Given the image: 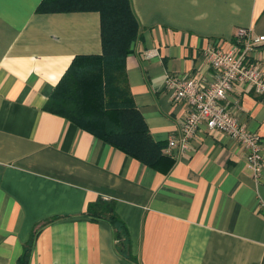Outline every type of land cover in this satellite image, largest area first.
<instances>
[{
    "label": "crops",
    "instance_id": "0c3cea01",
    "mask_svg": "<svg viewBox=\"0 0 264 264\" xmlns=\"http://www.w3.org/2000/svg\"><path fill=\"white\" fill-rule=\"evenodd\" d=\"M130 1L140 39L127 86L167 170L50 107L74 60L102 55L100 13L0 0V264H264V169L255 179L245 149L206 127L184 147L190 110L165 86L210 81L204 50L230 48L241 29L264 37V0ZM250 60L264 74V42ZM222 104L264 154V94L248 86Z\"/></svg>",
    "mask_w": 264,
    "mask_h": 264
},
{
    "label": "trees",
    "instance_id": "16d2710c",
    "mask_svg": "<svg viewBox=\"0 0 264 264\" xmlns=\"http://www.w3.org/2000/svg\"><path fill=\"white\" fill-rule=\"evenodd\" d=\"M40 10H93L102 21V55L74 60L51 99L54 113L147 165L172 168L174 161L152 139L127 86L126 59L140 39L131 1L43 0Z\"/></svg>",
    "mask_w": 264,
    "mask_h": 264
},
{
    "label": "built area",
    "instance_id": "2783aa9c",
    "mask_svg": "<svg viewBox=\"0 0 264 264\" xmlns=\"http://www.w3.org/2000/svg\"><path fill=\"white\" fill-rule=\"evenodd\" d=\"M264 42V37L254 39L248 30L237 33L236 42L230 48L207 47L203 56L212 69L211 80L177 75H168L166 89L172 101L184 103L190 110L184 119L182 135L179 141L185 147L200 131L206 127L210 131H220L238 142L246 151V161L259 179L264 169V154L261 137L249 131L237 115L225 107L222 102L231 92L251 86L259 95L264 94V74L260 66L250 60V53ZM155 51L148 53L153 56ZM178 139L169 140L168 149L176 147Z\"/></svg>",
    "mask_w": 264,
    "mask_h": 264
}]
</instances>
